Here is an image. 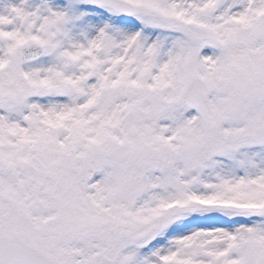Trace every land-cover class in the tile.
<instances>
[{
  "label": "snow or ice",
  "instance_id": "6c2138e0",
  "mask_svg": "<svg viewBox=\"0 0 264 264\" xmlns=\"http://www.w3.org/2000/svg\"><path fill=\"white\" fill-rule=\"evenodd\" d=\"M0 264H264V0H0Z\"/></svg>",
  "mask_w": 264,
  "mask_h": 264
}]
</instances>
